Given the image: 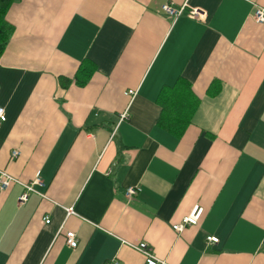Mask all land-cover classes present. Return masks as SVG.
<instances>
[{
	"label": "crops",
	"instance_id": "0c3cea01",
	"mask_svg": "<svg viewBox=\"0 0 264 264\" xmlns=\"http://www.w3.org/2000/svg\"><path fill=\"white\" fill-rule=\"evenodd\" d=\"M166 2L203 18L171 19L159 9ZM255 7L264 0L8 8L0 170L18 182L0 191V264H145L131 247L143 241L166 264H264V23ZM84 59L86 83L62 87ZM172 87L186 122L179 136L157 123ZM23 183L35 191L19 202ZM129 186L139 188L131 199ZM194 206L197 223L175 231Z\"/></svg>",
	"mask_w": 264,
	"mask_h": 264
},
{
	"label": "built area",
	"instance_id": "2783aa9c",
	"mask_svg": "<svg viewBox=\"0 0 264 264\" xmlns=\"http://www.w3.org/2000/svg\"><path fill=\"white\" fill-rule=\"evenodd\" d=\"M160 12L164 13L166 16H168L171 19H176L179 16H181L183 13L191 19L195 20H202L203 16L202 14L194 8H187L185 5H182L180 7H173L170 3L166 2L160 5L159 7ZM252 18L257 23H264V7H255ZM129 93H133L132 91H128ZM127 118L126 113H122L120 115L119 120ZM5 120V112L4 108L0 107V122ZM18 154L17 151L12 152V157H16ZM18 182L15 178H13L11 175L6 173L3 170H0V191L6 190L12 183ZM34 182H38V178L34 180ZM33 182V183H34ZM33 183H23V192L19 195L18 200L19 202H23L26 200L29 192L35 191L33 188ZM139 191V188L137 186H129L126 189L125 195L128 199H131L134 195L137 194ZM67 214H71L72 209L68 208L66 209ZM202 213V208L198 206L192 207L190 212L182 218V221L180 223L172 225V228L175 231H180L185 225H194L197 223L200 215ZM49 219H45V222H48ZM209 241L216 242L217 239L215 237H208ZM65 240L69 247L74 248L77 245V239L72 231H67L65 233ZM131 247L140 252L144 256V263L145 264H166L164 261L158 259L152 251L151 246L146 242H139L136 244H131ZM103 264H119L115 260L107 261Z\"/></svg>",
	"mask_w": 264,
	"mask_h": 264
},
{
	"label": "trees",
	"instance_id": "16d2710c",
	"mask_svg": "<svg viewBox=\"0 0 264 264\" xmlns=\"http://www.w3.org/2000/svg\"><path fill=\"white\" fill-rule=\"evenodd\" d=\"M16 1L17 0H0V54L5 49V46L13 31V26L6 20V12L8 8ZM89 64H92L89 60H82L73 78H59L60 85L62 87H66L70 83H75L79 86L84 85L91 74ZM171 90L173 92V98L171 101H165L164 99L161 100L160 98L159 104L162 111L157 123L161 127H164L165 129L172 131L175 135L179 136L184 130L186 122L183 120V113L180 107L177 106L181 102L179 101L177 90L175 87H172ZM174 107L178 108L175 109ZM173 122H178V124L175 125Z\"/></svg>",
	"mask_w": 264,
	"mask_h": 264
}]
</instances>
